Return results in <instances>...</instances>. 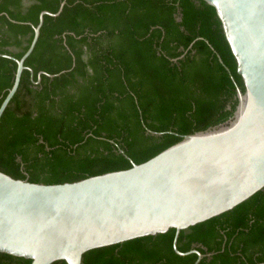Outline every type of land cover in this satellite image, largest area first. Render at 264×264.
Here are the masks:
<instances>
[{
    "label": "trees",
    "instance_id": "obj_1",
    "mask_svg": "<svg viewBox=\"0 0 264 264\" xmlns=\"http://www.w3.org/2000/svg\"><path fill=\"white\" fill-rule=\"evenodd\" d=\"M61 2L0 0V105L40 13L57 12ZM24 65L0 121V170L47 184L142 163L231 119L232 75L244 89L216 10L204 0H66L59 15H44ZM175 233L89 250L83 264H194L197 253L174 250ZM177 245L199 250L198 264H264V189L181 230ZM31 262L0 252V264Z\"/></svg>",
    "mask_w": 264,
    "mask_h": 264
},
{
    "label": "water",
    "instance_id": "obj_2",
    "mask_svg": "<svg viewBox=\"0 0 264 264\" xmlns=\"http://www.w3.org/2000/svg\"><path fill=\"white\" fill-rule=\"evenodd\" d=\"M204 1L216 10L244 86L232 75L238 98L233 117L186 134L130 168L73 182H32L0 170L1 253L31 259V264H83L89 250L174 228V250L197 253L198 264L204 256L199 250L178 248L181 230L232 210L264 189V0ZM65 3L57 12L40 13L32 42L17 59L0 121L39 39L44 15H59Z\"/></svg>",
    "mask_w": 264,
    "mask_h": 264
},
{
    "label": "flooded vegetation",
    "instance_id": "obj_3",
    "mask_svg": "<svg viewBox=\"0 0 264 264\" xmlns=\"http://www.w3.org/2000/svg\"><path fill=\"white\" fill-rule=\"evenodd\" d=\"M25 2H26V0H25Z\"/></svg>",
    "mask_w": 264,
    "mask_h": 264
}]
</instances>
